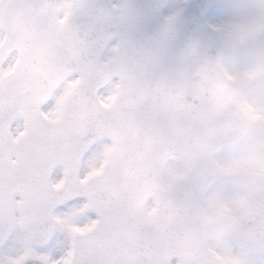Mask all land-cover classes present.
I'll use <instances>...</instances> for the list:
<instances>
[{
	"label": "snow or ice",
	"instance_id": "obj_1",
	"mask_svg": "<svg viewBox=\"0 0 264 264\" xmlns=\"http://www.w3.org/2000/svg\"><path fill=\"white\" fill-rule=\"evenodd\" d=\"M0 0V264H264V0Z\"/></svg>",
	"mask_w": 264,
	"mask_h": 264
},
{
	"label": "water",
	"instance_id": "obj_2",
	"mask_svg": "<svg viewBox=\"0 0 264 264\" xmlns=\"http://www.w3.org/2000/svg\"><path fill=\"white\" fill-rule=\"evenodd\" d=\"M203 0H191V5L193 6L190 15H195L196 13V6H198L200 3H202Z\"/></svg>",
	"mask_w": 264,
	"mask_h": 264
}]
</instances>
